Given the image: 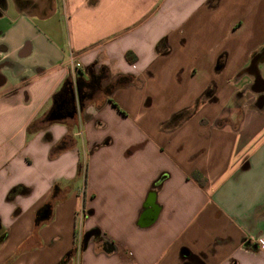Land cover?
I'll return each mask as SVG.
<instances>
[{"label": "crops", "instance_id": "obj_1", "mask_svg": "<svg viewBox=\"0 0 264 264\" xmlns=\"http://www.w3.org/2000/svg\"><path fill=\"white\" fill-rule=\"evenodd\" d=\"M0 225V264H264V0H0Z\"/></svg>", "mask_w": 264, "mask_h": 264}, {"label": "water", "instance_id": "obj_2", "mask_svg": "<svg viewBox=\"0 0 264 264\" xmlns=\"http://www.w3.org/2000/svg\"><path fill=\"white\" fill-rule=\"evenodd\" d=\"M72 82H70L71 84ZM72 98L75 99V94H74V89L72 87ZM77 107L74 106V109L72 111H68L66 113L62 112L61 111V107L60 106H57V108H55L50 114L49 116L47 117L48 121L50 123H54V122H57V121H60L66 117H70V118H73L76 114H77ZM96 232L95 231H91V232H88L86 235H85V238H84V241L87 242L89 240V238L94 235ZM98 234V233H97Z\"/></svg>", "mask_w": 264, "mask_h": 264}, {"label": "trees", "instance_id": "obj_3", "mask_svg": "<svg viewBox=\"0 0 264 264\" xmlns=\"http://www.w3.org/2000/svg\"><path fill=\"white\" fill-rule=\"evenodd\" d=\"M104 70V72H106V69H103ZM99 79H100V76H95L94 77V79H93V81L92 82H90V84H88V85H90L91 87H93L94 86V84L97 82H99ZM68 85H70V82H67L66 84H65V88L68 86ZM80 88H82V84L80 85ZM182 115V113H180V114H177L175 117H174V119H176V118H178V117H180ZM18 189H20L19 187H15V188H13L11 191H10V193H9V197L11 196H14V194L17 192V190Z\"/></svg>", "mask_w": 264, "mask_h": 264}, {"label": "rangeland", "instance_id": "obj_4", "mask_svg": "<svg viewBox=\"0 0 264 264\" xmlns=\"http://www.w3.org/2000/svg\"><path fill=\"white\" fill-rule=\"evenodd\" d=\"M98 86H99V85H98V83L96 82V83L94 84V86H93L94 90L97 89ZM72 87H74L73 89H75V91H76V89H77V84L75 83L74 86H73V83H71V87H70V88H72ZM88 88H89V87H88Z\"/></svg>", "mask_w": 264, "mask_h": 264}, {"label": "flooded vegetation", "instance_id": "obj_5", "mask_svg": "<svg viewBox=\"0 0 264 264\" xmlns=\"http://www.w3.org/2000/svg\"><path fill=\"white\" fill-rule=\"evenodd\" d=\"M1 226V225H0ZM0 231H1V229H0ZM4 237V233H1L0 232V240L2 239Z\"/></svg>", "mask_w": 264, "mask_h": 264}, {"label": "built area", "instance_id": "obj_6", "mask_svg": "<svg viewBox=\"0 0 264 264\" xmlns=\"http://www.w3.org/2000/svg\"><path fill=\"white\" fill-rule=\"evenodd\" d=\"M80 66V64L79 63H75V67H79ZM263 246V245H262Z\"/></svg>", "mask_w": 264, "mask_h": 264}]
</instances>
